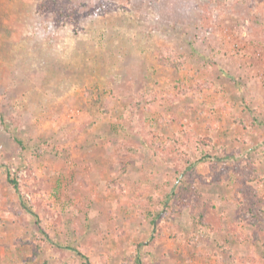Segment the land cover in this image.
<instances>
[{
	"label": "rangeland",
	"instance_id": "rangeland-1",
	"mask_svg": "<svg viewBox=\"0 0 264 264\" xmlns=\"http://www.w3.org/2000/svg\"><path fill=\"white\" fill-rule=\"evenodd\" d=\"M137 257L264 264V0H0V264Z\"/></svg>",
	"mask_w": 264,
	"mask_h": 264
},
{
	"label": "trees",
	"instance_id": "trees-1",
	"mask_svg": "<svg viewBox=\"0 0 264 264\" xmlns=\"http://www.w3.org/2000/svg\"><path fill=\"white\" fill-rule=\"evenodd\" d=\"M57 2V0H53V2ZM55 4V3H54ZM54 8V10H55V13H57L59 16H63L65 13H63V11H66V10H62L63 8H61V7H59L58 5H56L55 4V7H53ZM73 15H69V18H73L72 17ZM13 182H15V181H13ZM16 183V182H15ZM136 262H137V264H142V261H141V259H140V257H137V259H136Z\"/></svg>",
	"mask_w": 264,
	"mask_h": 264
}]
</instances>
